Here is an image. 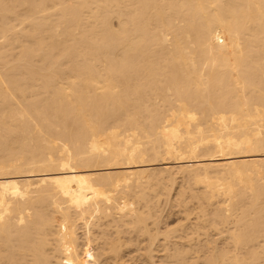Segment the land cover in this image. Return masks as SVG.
<instances>
[{"label":"bare ground","instance_id":"6f19581e","mask_svg":"<svg viewBox=\"0 0 264 264\" xmlns=\"http://www.w3.org/2000/svg\"><path fill=\"white\" fill-rule=\"evenodd\" d=\"M0 264H264V0H0Z\"/></svg>","mask_w":264,"mask_h":264},{"label":"rangeland","instance_id":"374dc122","mask_svg":"<svg viewBox=\"0 0 264 264\" xmlns=\"http://www.w3.org/2000/svg\"><path fill=\"white\" fill-rule=\"evenodd\" d=\"M179 178V177H178ZM177 178V182L180 184V181H182V180H185V181H182L181 182V184L180 185H178V186H180V187H182V188H185L186 186H188V187H186V189H187V191L186 192H193V191H196L197 189L196 188H198L199 189V187H200V185H195L193 182H192V180L191 179H187V178H184V179H178ZM191 183H192V185H191ZM194 184V185H193ZM190 186V187H189ZM192 186V187H191ZM195 186V187H194ZM199 186V187H198ZM173 188L170 190V191H174V189H176L177 188V184L176 185H173L172 186ZM188 188L189 189H192V190H188ZM185 189V190H186ZM162 193V196H164L163 198H162V196H160V199L161 200H159V209L161 208V210H163V211H161L162 212V217L163 216H168L169 214V216L168 217H163L164 218V220L162 219V217H161V219H162V221L161 222H159L160 224H159V228L160 229H163L164 227L165 228H167V227H169V226H171V225H175L176 224V222L179 220V219H181V214L178 212L177 213V205L176 206H174V204L175 203H169V202H167L166 201V203H165V200H166V195H164L165 194V192L164 191H161ZM172 193V192H171ZM162 199H163V202H160V201H162ZM165 199V200H164ZM168 203V204H167ZM163 204V205H162ZM164 204H166L165 206H164ZM168 205V206H167ZM161 206H163L164 208H162ZM177 210V211H176ZM168 212V213H167ZM165 215H164V214ZM167 214V215H166ZM180 214V215H179ZM177 215V216H176ZM176 216V217H175ZM176 221V222H175ZM162 222H164V223H162ZM175 222V223H174ZM167 224H168V226H167ZM167 226V227H166ZM130 250V253H128L127 254V252H126V254H125V257L128 259V258H130V255H132V254H134L135 253V250H134V247H132V248H130L129 249ZM134 250V251H133ZM133 251V252H132ZM129 255V256H128ZM129 261V260H128ZM158 263V262H157Z\"/></svg>","mask_w":264,"mask_h":264}]
</instances>
